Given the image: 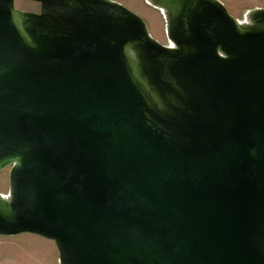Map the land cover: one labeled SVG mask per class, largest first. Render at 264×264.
<instances>
[{"label": "water", "instance_id": "95a60500", "mask_svg": "<svg viewBox=\"0 0 264 264\" xmlns=\"http://www.w3.org/2000/svg\"><path fill=\"white\" fill-rule=\"evenodd\" d=\"M0 0V235L60 264H264V8ZM154 6V7H155Z\"/></svg>", "mask_w": 264, "mask_h": 264}, {"label": "rangeland", "instance_id": "374dc122", "mask_svg": "<svg viewBox=\"0 0 264 264\" xmlns=\"http://www.w3.org/2000/svg\"><path fill=\"white\" fill-rule=\"evenodd\" d=\"M131 9L148 23L150 34L163 45H169L167 23L162 10L147 0H113ZM239 21H245L254 9L264 8V0H220ZM23 11L40 12V4L30 0H16ZM10 170L0 174V191L8 195ZM0 264H60V253L53 241L33 234L0 235Z\"/></svg>", "mask_w": 264, "mask_h": 264}, {"label": "bare ground", "instance_id": "6f19581e", "mask_svg": "<svg viewBox=\"0 0 264 264\" xmlns=\"http://www.w3.org/2000/svg\"><path fill=\"white\" fill-rule=\"evenodd\" d=\"M147 1H148L149 3L151 2L150 0H147ZM37 3H38V2H37ZM151 3H152V2H151ZM151 3H150V4H151ZM151 5H152V4H151ZM154 6H155V5H154ZM157 8H158V7H157Z\"/></svg>", "mask_w": 264, "mask_h": 264}]
</instances>
